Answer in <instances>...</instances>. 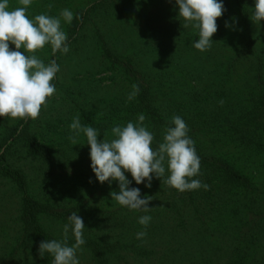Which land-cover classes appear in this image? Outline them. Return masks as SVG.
I'll use <instances>...</instances> for the list:
<instances>
[{"label":"rangeland","instance_id":"1","mask_svg":"<svg viewBox=\"0 0 264 264\" xmlns=\"http://www.w3.org/2000/svg\"><path fill=\"white\" fill-rule=\"evenodd\" d=\"M0 21V264H264V0H0Z\"/></svg>","mask_w":264,"mask_h":264},{"label":"trees","instance_id":"2","mask_svg":"<svg viewBox=\"0 0 264 264\" xmlns=\"http://www.w3.org/2000/svg\"><path fill=\"white\" fill-rule=\"evenodd\" d=\"M100 6L104 7V9L106 8L105 4H101ZM82 20H83L82 17H76L74 24H77V23L81 22ZM88 20L91 21V18L88 17ZM239 24H240L241 28L245 27V29L242 28V31L247 32V35L245 34V36H244V39H243L244 42H243V44L241 46V50H240L241 52H244V53H242L239 56H237V53H235V55L230 58L231 63L241 61L243 59V55H246L248 57L251 56L247 53L253 52L252 51L253 44L256 45L258 42L252 36H248L249 33L247 30H249V28H251V27L247 21L245 23L239 22ZM1 28H2V24L0 21V29ZM71 28H72V26H71ZM212 46L217 48V49L219 48L218 45H215V46L212 45ZM223 46H225V45L223 44ZM222 49H229V47H224ZM260 50L263 53L261 56L258 57L256 54L254 55L258 62H260L261 57L264 56V46L261 45ZM135 82L137 83L136 84V91H137L136 98H138V101H139L138 106L141 109V111L145 113V115L149 116V115H151V112H152L151 111L152 105H151V99H150V95H149V89L147 87H145L144 84H142L138 80H136ZM178 138L181 139L182 135H180ZM27 142H28V148L32 152H34L35 154H37L38 156H40L46 160L49 159V156H48L46 149L43 146L36 143V141L33 138H29ZM180 151L182 154L181 155L182 158H181L180 164H178L177 178L181 182V184H184V185H186V187H188V183L191 179V175H189L190 169H191V173H194V170H192L193 166L201 165V162L203 164V161H200L202 159L200 157H198L197 154H195V151L190 144H186L184 142L181 143ZM203 159L208 161V158L207 159L203 158ZM193 163H195V165H192ZM212 166L217 167L216 165H213V164H212ZM217 168L223 170V171L219 170L223 175L227 174V175H230L228 177L238 178L237 175L235 174L236 172L233 171L228 165H221ZM18 178H19V180H21L20 177H18ZM240 182H242L240 185L244 186V184H246L247 180L242 179L241 181H233V183L237 184V186ZM45 212L46 211L42 205H40L34 201H31L29 199L24 200L23 204H22V209H21L19 221H20V224L22 226L23 233L25 235H30V236L36 238L43 245L44 255L47 256V253L50 249V247L47 243L48 238L45 235V233L43 232L41 225L39 223V216L44 214ZM89 250L91 251L92 255L94 257H97V259L99 260L101 255H103V257H106V256L109 257V254L111 255L113 253L114 247H107L106 245H104L100 242H96V244H93Z\"/></svg>","mask_w":264,"mask_h":264}]
</instances>
